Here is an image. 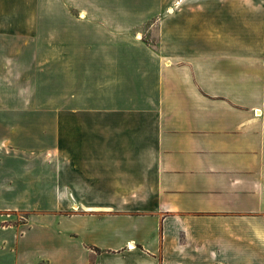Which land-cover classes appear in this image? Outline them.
I'll return each instance as SVG.
<instances>
[{"label": "crops", "instance_id": "crops-1", "mask_svg": "<svg viewBox=\"0 0 264 264\" xmlns=\"http://www.w3.org/2000/svg\"><path fill=\"white\" fill-rule=\"evenodd\" d=\"M0 264H264V0H0Z\"/></svg>", "mask_w": 264, "mask_h": 264}, {"label": "rangeland", "instance_id": "rangeland-1", "mask_svg": "<svg viewBox=\"0 0 264 264\" xmlns=\"http://www.w3.org/2000/svg\"><path fill=\"white\" fill-rule=\"evenodd\" d=\"M185 1H187V0H185ZM133 2H134V5H136L138 0H133ZM40 3H41V0H38V4H40ZM179 4H180V1L176 2L174 5L179 6ZM166 12L169 13V10H167ZM36 13H37V18L45 17L44 11H42L40 6L38 7V10ZM52 20L53 21H51V23L46 24V27H47V30L45 31L46 33L41 37V40L39 41V42H41L43 49H47V50L52 51L51 54H53V55L55 52H59V51L60 52L65 51L66 53H71L73 51H79L81 53V51L84 52L85 50H91V51L94 50V47L97 45V43L91 42L92 41L91 39L93 37L92 35H88L87 36L88 38L84 39L85 42H83V41H72V40L66 41V42L61 41L62 34H63L62 33L63 24H62V19H61V13L58 9H55L54 11H52ZM49 27L51 29V35L50 34L48 35ZM82 33L89 34L90 32L82 31ZM154 33H155L154 29L150 30V32H149L150 36L146 42V44H148L153 49H155L157 44H158L155 40V34ZM51 37H53L54 39L51 40ZM6 45H7L6 46L7 52L9 50L10 51L13 50L14 47H12V46L10 47L8 42L6 43ZM98 45H99V47L102 46L99 43H98ZM29 46H30V43H28V45L24 48L28 49ZM126 50H132L131 46L127 45ZM56 54H58V53H56ZM39 69H43V68L39 67ZM45 76H46V80H48L49 77H47V73L45 74ZM51 82L54 84H51L50 87L54 88L58 81H51ZM45 89H46V86H45ZM50 107H52V106H50ZM26 108L27 107H25V109ZM25 109L23 111H25ZM32 109H33V106H30L27 109L28 113L31 114L30 111H32ZM21 112H22V110H21ZM38 112L39 113H37L36 115L33 114V116L42 117V120H44V121H42V122L39 121L37 123H35V122L34 123L23 122V126L27 125V124H32L34 126V128H32V127L27 128V130L31 131L30 138H32V141H36L37 143L39 141L40 142V143H38L39 147L40 146L44 147L45 145H47V140L49 141V138L51 137V135L54 134L52 132L53 129H51V131H50V125L52 126L55 123L51 119H47V118L45 119V117H49V115H50L49 114L48 116H46L48 114L46 109L40 108V110ZM28 113H25V114L22 113L23 119L31 117V115ZM71 120H72V124H75L77 126L78 123H75L77 121H74L73 119H71ZM83 124L88 126L89 131H95V130L98 131V128L94 126L93 118L84 121ZM76 126H75V129L78 130V127H76ZM26 135L29 137V133H27ZM36 142H34V143H36ZM109 142H110V135L107 136V143L106 144H109ZM43 147H41V148L43 149ZM39 172H38V174H39ZM41 175H42V173H41ZM39 202H42V200L37 199L33 202V204L35 206H37ZM39 204H41V203H39Z\"/></svg>", "mask_w": 264, "mask_h": 264}]
</instances>
